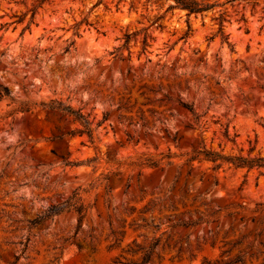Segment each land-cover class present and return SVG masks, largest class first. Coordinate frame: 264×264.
<instances>
[{
  "label": "rangeland",
  "instance_id": "374dc122",
  "mask_svg": "<svg viewBox=\"0 0 264 264\" xmlns=\"http://www.w3.org/2000/svg\"><path fill=\"white\" fill-rule=\"evenodd\" d=\"M99 1L0 0V264H262V8Z\"/></svg>",
  "mask_w": 264,
  "mask_h": 264
},
{
  "label": "trees",
  "instance_id": "16d2710c",
  "mask_svg": "<svg viewBox=\"0 0 264 264\" xmlns=\"http://www.w3.org/2000/svg\"><path fill=\"white\" fill-rule=\"evenodd\" d=\"M99 2H102V0H100ZM127 2L129 3L130 10L135 9L136 8L135 5L138 3L139 4L143 3L144 6H150L152 4H161V7H159V10L167 6V8L163 12L159 11L157 14L153 16L151 26H157L158 28H164V22L167 21L168 14L175 10L185 11L188 16L195 15V16L204 17L206 13L212 12L215 9H218L217 19L220 20V22L222 21L225 15V11H223V8L228 5L234 6L235 4H239V5L248 4V5H251L253 8L261 7L264 12V0H117L115 6L118 10H120L121 4L127 3ZM22 19L23 17H20L19 22H21ZM221 27L222 25L220 23V31H221ZM190 30H191V27H190V24H188V31L186 33L187 35L189 34ZM136 35H137L136 33L126 34L125 35V45H127L130 42V40ZM222 39L227 40V38H224V37ZM146 46H147V36H145L143 40V49H145ZM9 93H10L9 89L7 87H0V96H4V95L8 96ZM179 104L182 108H184L186 111L191 113L195 119H198V116L196 115L193 107L190 104L183 102V101H179ZM61 109L65 111L66 113H68L70 116H72L73 120L79 121L84 126L83 133H86L90 139L93 138L92 130H90L86 118L79 111H73L70 107H64ZM106 117H107V114H104L103 121L106 120ZM142 119L144 118L142 117ZM101 122H99L98 125H100ZM201 154H203L205 159L210 160L214 163H217L218 161H220L215 166V168H220L222 164L229 163L235 168L264 169V158L262 157L231 158V157L221 156L215 152L206 151V150L203 151ZM70 206L72 207V209H74V211L78 215V225L76 228V233H77L82 226V220L84 218V208L83 206H76V205H70V204H67L66 208ZM63 210H64L63 208L61 209V208L53 207L48 211V213L43 218L45 219L50 218L53 215L59 214ZM40 220L36 221L35 223H38ZM241 243L242 241L240 240L234 246L241 244ZM158 244H159L158 240L155 239L153 243L151 244L150 248L146 251L141 264H146L147 262H149V260L151 259L152 252L158 246ZM227 252H230V251H227ZM158 258H161V255L159 252H158ZM228 264H245L244 254L237 255ZM262 264H264V262Z\"/></svg>",
  "mask_w": 264,
  "mask_h": 264
}]
</instances>
